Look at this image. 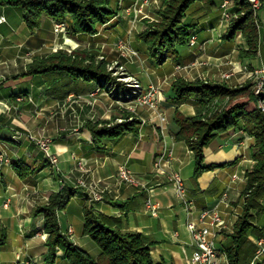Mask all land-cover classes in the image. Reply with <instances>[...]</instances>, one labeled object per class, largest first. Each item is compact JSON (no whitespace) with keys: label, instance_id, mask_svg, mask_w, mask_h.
Segmentation results:
<instances>
[{"label":"crops","instance_id":"0c3cea01","mask_svg":"<svg viewBox=\"0 0 264 264\" xmlns=\"http://www.w3.org/2000/svg\"><path fill=\"white\" fill-rule=\"evenodd\" d=\"M4 1L0 0V17L5 18L0 23V153L5 152L9 162L0 164V228L7 230L8 243L0 253V264H31L29 260L45 264L48 234L43 214H34V211L47 203L50 194L58 193L63 187L75 193L69 204L57 213L60 231L94 259L98 258L100 249L83 234L85 206L92 207L97 215L111 217L114 227L123 233H141L152 244L153 261L165 264H191L195 246L187 222L196 221L201 211L217 207L224 225L215 237V245L220 263L229 264L226 256L227 249L232 246L229 235L242 210L240 194L246 184V174L255 166L251 138L242 131L215 137L203 154L205 165L218 167L203 172L194 181L193 152L184 142L175 140L178 128L173 122L176 109L185 116L195 114L193 98L181 104L173 102L167 84L161 89L158 107L165 122L137 104L134 114L141 121L138 132L107 141L105 150H101L93 144L88 131L81 128L84 121L106 120L118 115V107L113 106V102L97 95L99 86L93 82H74L65 73L24 75L33 60L64 51L67 49L62 46L64 44L82 45L88 40L99 48L97 46L102 44L127 41L138 17L156 14L166 0H112L116 14L94 34H73L70 17L56 22L45 16L39 28L29 30L21 8ZM221 2L214 0L215 6ZM257 16L264 59V2ZM187 22L196 25L197 44L182 47L178 63L192 61V51L200 53L203 47L204 54L213 63L222 64L246 46L240 37L235 41H223L225 27L220 13L207 12L202 2L191 6ZM56 25L65 27V32L55 33ZM133 48L143 50L140 45ZM244 62L249 67L255 66L251 60L244 59ZM154 66L158 74L152 71L156 75L153 81L167 78L162 65L154 63ZM148 77L141 73L140 79L147 85L153 84ZM73 96L83 98V104L75 106L76 109L71 107L76 102H71ZM17 131L50 137L53 140L51 150L58 155L59 171H55L34 142L16 137ZM14 161L28 164L36 171L20 178L13 170ZM121 165L130 169L139 185H129L118 179ZM171 172H177L183 179L187 205L168 181ZM77 180H83L85 186H78ZM94 191L102 193V201L92 200ZM224 194L225 199L222 198ZM147 201L155 206L154 212L147 207ZM256 203L250 220L260 234L255 232L246 237V262L253 257L257 238L264 237V191ZM55 264L70 263L59 253ZM261 264H264V257Z\"/></svg>","mask_w":264,"mask_h":264},{"label":"trees","instance_id":"16d2710c","mask_svg":"<svg viewBox=\"0 0 264 264\" xmlns=\"http://www.w3.org/2000/svg\"><path fill=\"white\" fill-rule=\"evenodd\" d=\"M203 2L207 9L215 6L214 0H166L162 10L157 11V19L144 20L145 28L135 34L152 59L158 63L166 59H176L180 49L189 44L196 25L187 22V12L196 2ZM235 16L231 19L223 41L233 40L241 34L247 49L241 51L242 57L253 58L258 51V30L255 12L247 0H232ZM3 3L21 8L23 20L29 30L38 28L42 18L47 16L56 22L70 17L73 33L94 34L115 14L112 0H5ZM50 72H64L86 82H110L116 79L107 70L106 62L96 60L86 51H77L71 55L56 53L44 59H36L27 66L25 76L44 75ZM172 101L181 104L194 99L195 114L183 115L174 111L173 122L178 128L174 135L176 141L184 142L194 155V181L206 171L218 165H205L203 150L215 137L229 131L241 130L253 139L251 157L255 162L253 170L246 174V184L240 199L242 210L229 235L232 246L227 249L229 264H246L244 242L251 233H258L257 227L250 220V212L257 207V199L264 191V115L256 105V98L251 92L249 82L242 86L231 87L223 82H189L176 79L170 88ZM246 97L243 102L238 99ZM141 121L130 113H125L117 120L86 121L82 128L88 131L93 144L105 150L107 141H116L126 133H137ZM13 170L20 178L34 173L30 165L21 161L12 163ZM75 191L63 188L52 193L48 202L38 206L34 214H43L47 253L43 257L45 264H55L58 250L70 264H165L156 263L151 257V243L141 233H123L114 227L111 217L97 215L92 207L83 210V234L90 237L99 247L97 259L74 245L62 234L57 213L63 210L74 196ZM262 235V234H261ZM8 243V233L0 228V253ZM254 255V254H253ZM261 264V263H258Z\"/></svg>","mask_w":264,"mask_h":264},{"label":"rangeland","instance_id":"374dc122","mask_svg":"<svg viewBox=\"0 0 264 264\" xmlns=\"http://www.w3.org/2000/svg\"><path fill=\"white\" fill-rule=\"evenodd\" d=\"M247 1L250 3L252 9L255 12L256 26H257L258 35H259L258 36V51H257V54L253 58H247V57L241 56V51L247 49V46H245L244 48L237 50V52H235L231 56H229L228 59H226L225 61L222 62V64H215L212 62L211 59L208 58V56H206L204 54L205 51L203 50V47H200V53L199 52L197 53L194 50L192 51L193 60L190 62L178 63L179 60L177 58L176 59L168 58L164 62L158 63L154 59L151 58L147 48L142 43L138 42L135 38V34L142 31L145 28L144 20H155V19H157V14H152L151 16H145L143 18H141V16L138 17V20L135 24V27L132 30L131 36L128 39H126L127 41L122 40V41H118V42H116V41L112 42L111 44L110 43L102 44L100 46H97L99 48H95V46L91 45L88 42V40H87V42L83 43L82 45H80L79 43H74V44L71 43L70 46L64 44L62 46L67 48L64 51H58L55 53H51L47 56H44L42 58L40 57L38 59H44V58H47L51 55H54L56 53H61V52H63L64 54H67V55H71L77 51H86L87 54L94 55V58L96 60H102V61L106 62L107 70L109 72H111V76L114 77L116 80L110 81V82H101V84L94 82V81H93V83L95 85L99 86L96 90L97 95H101L103 98H107L110 102H113V104H114L113 106L118 107V111H117L118 115H113L110 117V119L98 120V121H110L114 118L119 120L122 117V115H124L125 113H130L135 118H137L134 114V112H135L134 107H135V105H137L134 102V99H136V97L138 96V93H142V92L148 90L150 87H154L155 91H156V98H158V101L160 104V100L162 98L161 89L164 86L166 87L167 84L170 85V88H171L172 83L176 79H179V78L184 79V80L189 81V82H197V81L223 82V83H226L227 85H229L231 87L242 86L245 83L249 82L251 84V92L257 100V96L254 93L256 87L258 86L257 81H259V77H258L259 74L257 72L264 67V59H263V56L261 54V44H260L261 43L260 22H259V19L257 16V11L262 6L264 0H257L259 2V5L257 7H255V3L253 2V0H247ZM203 6L206 8L207 12L211 13L214 11H218L220 13V17H221L222 21L224 22V27H225V31L222 34V36H223L228 29V26L230 24L231 19L236 15L235 14L236 10L234 9L235 7H234L233 1L232 0H222L220 5H216L212 9H207L206 4H204V3H203ZM163 7H164V5H163ZM163 7L160 10H162ZM54 32L56 33V32H60V31L59 30L57 31L54 29ZM64 32H65V30H64ZM73 34H77V33H73ZM239 37H240V39L242 38L244 40V38L242 37L241 34H237L233 40L235 41V39H237ZM233 40H231V41H233ZM196 44H197L196 35L192 34L190 37L188 46L193 47V46H196ZM134 45L135 46L140 45L143 48V50L137 51L135 48H133ZM90 46H92V47H90ZM50 50L51 49H49L48 51H50ZM143 51L147 53L146 56L144 55ZM244 59L245 60H251L252 62H254L255 66L256 65L257 66L256 67L254 65L251 67L247 66L246 62H244ZM33 61H35V60H33ZM154 63L156 65H162V67H161L163 69L162 72L167 74L166 75L167 78L161 79L160 81L158 80L157 82L153 81V79L155 78L154 76H156L155 74H158V71L155 70L156 66H154ZM152 71H154L155 74L152 73ZM50 73H55V72H50ZM58 73H64V72H58ZM141 73L149 75L148 78L151 81V83H153V84L147 85V84L143 83V81L140 79ZM65 74H67V73H65ZM36 76H41V75H36ZM69 77H71L70 78L71 80L73 78V81L77 82V83L86 82V81L81 80V79H75L71 75H69ZM158 84H160V85H158ZM263 89H264V87H263ZM82 99L83 98H81V97L73 96L71 98V102H73V101H76V102L71 104V107L75 108V106H79V105L81 106L83 104ZM246 99H247L246 97H243V98L238 99V101L243 102ZM256 105H257V102H256ZM147 109L149 111H151L152 113L154 112L152 109H149V108H147ZM157 110L159 111V108ZM162 117H163V114H162ZM87 121H91V120H87ZM98 121H92V122H98ZM84 122H86V121H84ZM83 124L81 125V128H82ZM237 131H241V130H237ZM230 132H235V131H229L226 134H229ZM244 134L247 135L248 139H250V138L252 139V137H250L248 134H246V133H244ZM16 135H17V137H24V138L27 137L28 135L32 136L33 137L32 140L35 142L36 141H50V151H52L51 148L53 145V140L50 137H47V136L36 137L27 131L26 132H24V131L18 132L17 131ZM91 141H92V138H91ZM252 141H253V139H252ZM1 154L4 156L5 161L0 163V164H7L9 161L7 162L6 159L9 160V158L7 157L5 152H1L0 155ZM55 171L58 172L59 168H58V170H55ZM60 181H62V178H60ZM79 181L80 180H77V185H78ZM97 192L101 193L100 191H97ZM40 206H42V205H40ZM59 253H61V252L58 250L57 255ZM29 262L31 264H35V262H31L30 260H29Z\"/></svg>","mask_w":264,"mask_h":264},{"label":"built area","instance_id":"2783aa9c","mask_svg":"<svg viewBox=\"0 0 264 264\" xmlns=\"http://www.w3.org/2000/svg\"><path fill=\"white\" fill-rule=\"evenodd\" d=\"M255 7L259 5L257 0H253ZM5 21L4 17H0V23ZM55 30L64 31L65 27L61 25H56ZM259 81L258 86L255 89V95L257 96V108L264 115V67L258 72ZM134 102L140 106L147 107L152 109L157 113L158 117L162 122H165V117H162V114L157 112L159 107L158 98H156V91L154 87H150L148 90L138 93ZM17 137V136H16ZM28 141H32L38 146L44 153L48 162L51 166L58 170V155L50 151V141H33L32 136H27ZM5 158L0 155V163L4 162ZM8 162L9 160L6 159ZM117 177L120 181L127 183L129 185L137 186L139 185L137 179L134 177L130 169L126 165H121L117 171ZM168 181L174 186L177 195L184 199L183 202L187 205L188 202L184 198L185 196V186L182 177L177 172H171L168 174ZM78 186H85L84 181L80 180ZM94 202L102 201L103 196L101 193L95 191L91 196ZM223 199L226 198V194L223 195ZM147 207L154 212L155 206H153L149 201L146 202ZM224 225V220L219 214L217 207L205 209L200 212L198 219L196 221H188L187 229L193 240L195 249L192 252L190 263L191 264H221L220 263V254L218 253L217 247L215 245V237L220 231L221 227ZM255 252L251 260L246 264H258L261 263L262 258L264 257V237L257 238L255 242ZM19 257H17L18 259Z\"/></svg>","mask_w":264,"mask_h":264},{"label":"bare ground","instance_id":"6f19581e","mask_svg":"<svg viewBox=\"0 0 264 264\" xmlns=\"http://www.w3.org/2000/svg\"><path fill=\"white\" fill-rule=\"evenodd\" d=\"M74 44V43H73ZM3 105V104H2ZM3 108V107H2Z\"/></svg>","mask_w":264,"mask_h":264}]
</instances>
